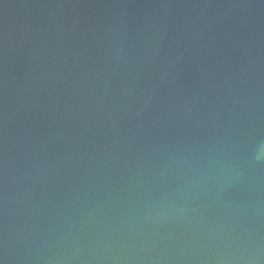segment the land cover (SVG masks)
<instances>
[{"label": "water", "instance_id": "1", "mask_svg": "<svg viewBox=\"0 0 264 264\" xmlns=\"http://www.w3.org/2000/svg\"><path fill=\"white\" fill-rule=\"evenodd\" d=\"M0 264H264V0H0Z\"/></svg>", "mask_w": 264, "mask_h": 264}]
</instances>
